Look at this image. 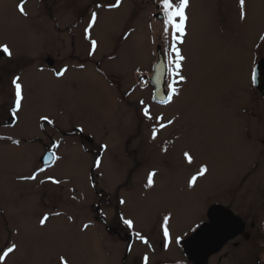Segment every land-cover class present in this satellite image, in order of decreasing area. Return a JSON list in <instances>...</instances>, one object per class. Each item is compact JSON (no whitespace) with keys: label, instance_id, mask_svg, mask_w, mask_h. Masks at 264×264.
Wrapping results in <instances>:
<instances>
[{"label":"rangeland","instance_id":"1","mask_svg":"<svg viewBox=\"0 0 264 264\" xmlns=\"http://www.w3.org/2000/svg\"><path fill=\"white\" fill-rule=\"evenodd\" d=\"M20 2L0 0V44L12 51L11 58L0 52V250L17 245L0 264H120L123 245L100 225L110 224L117 208L102 197L114 205L124 199L117 214L142 232L160 228L171 213L178 232L190 234L182 247L191 264L185 242L192 229L209 222L211 206L223 207L241 229L205 264L219 255L216 264H250L255 254L264 264V249L256 253L240 235L264 239V91L253 81L264 58V0H246L245 21L238 18L239 0H190L187 35L178 45L187 80L176 85L179 95L168 105L152 99L158 49L165 62L167 48L155 0H121L112 8L115 0H26V16ZM93 11L98 19L85 38ZM93 39L97 48L90 55ZM61 68L67 71L57 77L54 69ZM15 76L22 110L10 125ZM140 100L153 117L175 118L156 140V121L143 117ZM55 140L58 149L51 147ZM48 151L60 159L46 166L40 159ZM185 151L194 156L191 166ZM201 164L209 172L189 189L187 180ZM33 173L35 180L25 179ZM96 212L102 214L98 223ZM232 239L238 245L220 251Z\"/></svg>","mask_w":264,"mask_h":264},{"label":"snow or ice","instance_id":"2","mask_svg":"<svg viewBox=\"0 0 264 264\" xmlns=\"http://www.w3.org/2000/svg\"><path fill=\"white\" fill-rule=\"evenodd\" d=\"M156 7H157V13H154V15H158L159 17H162V38L164 42L167 44V48L165 49V62L158 63L155 65V81L157 85L161 84V78L166 77V80L163 82L166 84V92L161 95L160 94V88L158 87L156 92L153 94L152 99L156 100L157 97H159L158 103L162 105H168L174 102V98L179 95V89L176 86L180 82H186L187 77L184 75H181V70L183 63L186 61V57L182 54L180 47L178 45H181L185 42L184 37L187 35V22H188V15H187V9L190 6V0H155ZM24 3H26V0H21V2L17 5L18 11L26 16L27 13L24 10ZM121 3V0H115L114 4H109L108 7H118ZM97 8L103 7L101 4L96 5ZM238 18L240 21H245L247 19V13H246V0H239V14ZM98 14L97 12L93 11L91 13V18L88 22V26L84 29L85 32V38L89 37V32L94 26V24L97 22ZM260 40L264 42V35H261ZM91 47L92 52H90V55L94 53L95 49L97 48V41L91 40ZM0 52H2L5 56L8 58L12 57V51L9 48L7 44H0ZM82 67V65H81ZM67 71V69L58 70L55 75L57 77L63 76L64 73ZM139 72V69L137 70ZM255 80V73H253V81ZM20 77L15 76L11 80V84L14 87V104L11 106V117L14 120H18V113L22 110V100H23V94H22V85L19 83ZM142 83H147V81H142ZM140 105L142 106L141 112L143 117L146 120H153L155 119L156 124L152 128V135L151 138L153 140L157 139L158 132L162 129H166L170 125H172L175 122V118L169 119L166 122H164V116L163 114L153 117L151 113L150 105L146 104L144 100L139 101ZM40 120L46 121L48 125H54V121L52 119H49L48 116H41ZM79 131H83V129H79ZM3 139V138H0ZM15 144H19L20 142L18 140L12 141ZM51 147L53 149H58L60 147V141L55 140L51 142ZM106 149V145H103ZM164 151H167V149H163ZM60 157L57 156L54 152L47 155L44 158L45 164H48L50 162L59 160ZM183 159L185 163L188 166H191L194 164V156L189 152L185 151L183 153ZM100 166V161H96V167ZM45 169H39L38 171L42 172ZM209 172V168L206 164H201L198 169L194 172L193 175H191L190 179L187 180V187L189 189H195L198 185V182L201 178L206 177V175ZM36 173H33L31 176L26 177L25 179L29 180H35L36 179ZM155 175L154 172H150L148 174V186H153L154 181L152 177ZM51 183L59 184L60 181L55 180L52 177L47 178ZM41 183H44V181H41ZM121 205H124L126 201L124 199H121L119 201ZM56 215H59V213H56ZM49 219L47 215L43 216L40 219V224L43 226L46 221ZM121 222L127 227V229L132 230L134 232V235L136 239H138L140 242H142L144 245L151 246L149 238L142 234L139 231H135V225L134 221L132 219L125 218L123 214L120 216ZM172 219V214L169 213L167 215H164L162 218V223L160 224V230L163 234L164 239V247L167 248L170 243L174 241L175 244H180L182 240L184 239L181 235H176L173 237L172 232L170 231V221ZM85 228L88 227V225L84 226ZM205 228L210 227L209 225H204ZM201 225L196 224L195 227L192 229V231H196L197 229H200ZM186 235V233H185ZM17 245L15 243L11 244L10 246H7L5 249L0 250V262H3L6 260L7 257H9L10 254L14 253L16 250ZM130 250V247H129ZM63 259V258H62ZM148 257H144V261L147 262Z\"/></svg>","mask_w":264,"mask_h":264},{"label":"flooded vegetation","instance_id":"3","mask_svg":"<svg viewBox=\"0 0 264 264\" xmlns=\"http://www.w3.org/2000/svg\"><path fill=\"white\" fill-rule=\"evenodd\" d=\"M60 70H63V68H61ZM57 71H58L57 69H54V73H56ZM9 117H10V120L8 121V123L9 124L11 123L10 125L14 124L15 120L11 117V109L9 110ZM98 199L100 202L106 203V201H107V203H110L111 205H113L114 208H117V213H118L119 204H120L119 201L121 200L120 197H117V201H118L117 205H114V203L112 201H110V197H107V198L102 197V198H98ZM97 204H96V208H98V206H99ZM178 208H176L174 210L175 213L178 210ZM189 210H190V208L188 209V211ZM94 212H92V214ZM183 212L184 211L182 210L181 213H183ZM117 213H116L115 217L113 216L110 219V224H104L103 221L101 222V224L99 222V224L104 227L103 230L110 240H113L116 243H121L123 245V256L121 257L120 264H191V262L188 260L187 256L185 255L183 247H182L183 242L185 241V239L190 234L188 235L186 233V235H184L185 234L184 232H181L184 234H180V232H178V229H177L178 225H177L176 221L174 222L175 224L173 223L174 220L170 221V231L172 232L173 237H175L176 235H181L184 237V239L182 240V242L180 244H175L173 241L172 243L169 244V246L167 248L164 247L163 234H162V231L160 230L159 227L151 226V227L147 228L146 229L147 231H145V232L135 230V231L141 232L142 234H144L145 236H147L149 238L150 245H151L149 247L147 245H144L138 239H136L134 232L132 230L127 229V227L121 222L120 215H118ZM93 218L94 219L96 218L95 222L98 223L97 221H98V219L102 218V214L97 213V214L93 215ZM125 218H128V217H125ZM242 224H243V227H242L241 231L243 232L245 229L246 222L244 223V221L242 220ZM250 229L256 230V226L254 225V222H251ZM243 233L240 235H243L244 239H246L247 242L251 243V246L254 248L255 252H256V249H258V250H259V248L262 250L264 249V239H261L259 237V235H258V237H255V234H253L251 236L250 233H248V232L245 234H243ZM229 243L234 244L235 246L238 245V243L233 242V239H232V240H229L220 249V251H222L224 248H226V246ZM140 246H144L142 251L137 249V247H140ZM129 247H130V250H129ZM256 253H258V252H256ZM262 254L264 255V252H262ZM215 255H213V256H215ZM223 255L226 257V255H228L227 251H225ZM145 256L148 257L147 262L144 261ZM213 256H211V257H213ZM221 259H223V258L221 255H219L216 263H221ZM207 263H208V261H207ZM249 263L250 264H261L262 261L255 254V255L251 256V258L249 259Z\"/></svg>","mask_w":264,"mask_h":264},{"label":"water","instance_id":"4","mask_svg":"<svg viewBox=\"0 0 264 264\" xmlns=\"http://www.w3.org/2000/svg\"><path fill=\"white\" fill-rule=\"evenodd\" d=\"M158 18H161L157 15ZM164 62L162 53L158 49V63ZM151 77V83L154 85V93L157 88H160V94L163 95L164 77L161 78V84L157 85L155 81L156 71L155 66ZM254 86L259 91H264V58L259 59L255 69ZM156 100H159L157 97ZM53 152H48L41 157V162L44 165H50L52 162L45 164L44 158ZM209 222L203 224L200 229L196 230L194 234L185 242V251L194 264H205L209 255L222 245V243L237 234L241 229V224L229 210L220 206H211L208 211ZM204 225L210 227L205 228Z\"/></svg>","mask_w":264,"mask_h":264},{"label":"bare ground","instance_id":"5","mask_svg":"<svg viewBox=\"0 0 264 264\" xmlns=\"http://www.w3.org/2000/svg\"><path fill=\"white\" fill-rule=\"evenodd\" d=\"M65 74V73H64ZM49 152V151H48ZM48 152H46V153H48ZM46 153H44V154H46Z\"/></svg>","mask_w":264,"mask_h":264}]
</instances>
